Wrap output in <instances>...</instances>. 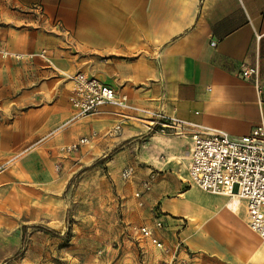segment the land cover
<instances>
[{
    "label": "crops",
    "instance_id": "1",
    "mask_svg": "<svg viewBox=\"0 0 264 264\" xmlns=\"http://www.w3.org/2000/svg\"><path fill=\"white\" fill-rule=\"evenodd\" d=\"M42 50L52 65L33 56ZM0 51L24 55L16 61L0 54V166L18 148L29 150L17 165L42 184L51 164L63 172L72 165L59 153L63 147L96 134L81 153L99 159L114 151V161L122 159L134 171L129 189L141 194L147 209L158 207L165 230L175 229L169 215L186 213L198 223L180 234L187 247L233 261V227L223 224L232 216L222 212L237 214L241 200L233 210L232 198L193 184L199 191L194 200L164 196L179 190L174 181L187 178L191 133L239 138L264 125V93L240 73L242 64L258 67L264 87V0H0ZM76 73L126 96L129 109L107 106L74 120L68 77ZM160 113L168 124L185 123L187 135L160 132ZM144 183H151L148 193ZM215 213L214 223L208 222ZM154 231L165 244L164 232ZM251 236L240 264H264V244Z\"/></svg>",
    "mask_w": 264,
    "mask_h": 264
},
{
    "label": "rangeland",
    "instance_id": "2",
    "mask_svg": "<svg viewBox=\"0 0 264 264\" xmlns=\"http://www.w3.org/2000/svg\"><path fill=\"white\" fill-rule=\"evenodd\" d=\"M73 119L78 120L75 113ZM124 146L122 143L118 147ZM28 151L18 148L0 166V174L6 172V181L0 188V264H153L158 260L154 248L142 242L138 230L142 226L154 227L160 212L158 207L147 209L141 203V194L136 197L137 191L129 189L134 171L127 178L123 176L126 169H132L126 161L116 158L114 161V151L95 159L79 150L64 158L72 161L65 172L54 164L48 166L51 177L46 176L48 179L39 184L17 165ZM186 176L179 184L174 181L179 187L176 191L170 189L169 180L170 190L164 197L194 200L199 191L191 189L188 168ZM184 205L189 209L185 202ZM222 213L232 216L223 224L231 223L233 227V238L228 243L233 261L200 256V252L187 247L180 234L190 232L198 223L186 213L169 215L175 226L173 232L165 228L158 230L160 234L164 232L168 254H173L179 238L183 243L179 260L190 264H240L249 236L264 244L249 230L242 203L237 214ZM215 215H209L208 222L214 223ZM248 262H252L251 257Z\"/></svg>",
    "mask_w": 264,
    "mask_h": 264
},
{
    "label": "built area",
    "instance_id": "3",
    "mask_svg": "<svg viewBox=\"0 0 264 264\" xmlns=\"http://www.w3.org/2000/svg\"><path fill=\"white\" fill-rule=\"evenodd\" d=\"M211 45L213 46L214 43ZM0 54L3 58H12L16 61L24 58V55L6 51H0ZM33 56L47 65H52L47 50H42ZM240 73L244 79L252 82L258 94L264 93V87L259 82L258 67H247L242 64ZM68 79L73 82L69 103L75 118L97 115L107 106L122 111L129 109L126 96H118L112 87L94 77L76 73ZM155 118V124L158 125L160 132L170 129L176 136L187 135L185 123L170 119L168 124L162 113ZM96 136L92 134L81 137L76 142L63 147L61 153L67 155L77 152L89 145ZM190 140L188 175L191 184L212 195L225 197L236 195L244 205L249 230L264 243V125L256 128L250 135L239 138H232L221 131L198 130L190 134ZM131 172L132 169L128 168L123 176L127 178ZM142 188L143 192H148L150 184L144 183ZM139 195L140 193H137L136 197ZM162 228L164 224L158 218L153 228L142 226L138 230L140 239L148 241L161 256L168 255V250L155 235L154 230ZM182 248L183 243L178 238L170 259L159 258L153 264H190L186 260H179V250Z\"/></svg>",
    "mask_w": 264,
    "mask_h": 264
},
{
    "label": "bare ground",
    "instance_id": "4",
    "mask_svg": "<svg viewBox=\"0 0 264 264\" xmlns=\"http://www.w3.org/2000/svg\"><path fill=\"white\" fill-rule=\"evenodd\" d=\"M229 198L233 199V202L230 204V206L233 210H235L240 204L239 202L240 199L236 195H234L233 197H229Z\"/></svg>",
    "mask_w": 264,
    "mask_h": 264
},
{
    "label": "trees",
    "instance_id": "5",
    "mask_svg": "<svg viewBox=\"0 0 264 264\" xmlns=\"http://www.w3.org/2000/svg\"><path fill=\"white\" fill-rule=\"evenodd\" d=\"M24 229H25V228H24ZM23 239H24V235L22 236V242H23ZM18 254H19V253H18ZM18 254H16L15 257H17Z\"/></svg>",
    "mask_w": 264,
    "mask_h": 264
}]
</instances>
